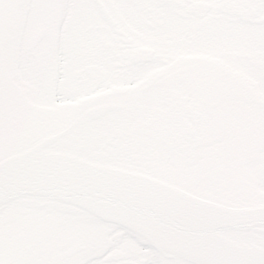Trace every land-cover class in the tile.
Segmentation results:
<instances>
[{
  "label": "water",
  "instance_id": "water-1",
  "mask_svg": "<svg viewBox=\"0 0 264 264\" xmlns=\"http://www.w3.org/2000/svg\"><path fill=\"white\" fill-rule=\"evenodd\" d=\"M218 70L181 58L41 108L0 61V264H65L114 229L160 264H264V193L219 191L264 146V109Z\"/></svg>",
  "mask_w": 264,
  "mask_h": 264
},
{
  "label": "flooded vegetation",
  "instance_id": "flooded-vegetation-1",
  "mask_svg": "<svg viewBox=\"0 0 264 264\" xmlns=\"http://www.w3.org/2000/svg\"><path fill=\"white\" fill-rule=\"evenodd\" d=\"M1 17L0 58L34 105L70 106L196 58L243 80L264 109V0H0ZM240 183L264 192V147L223 189ZM67 264L160 263L115 231Z\"/></svg>",
  "mask_w": 264,
  "mask_h": 264
},
{
  "label": "rangeland",
  "instance_id": "rangeland-1",
  "mask_svg": "<svg viewBox=\"0 0 264 264\" xmlns=\"http://www.w3.org/2000/svg\"><path fill=\"white\" fill-rule=\"evenodd\" d=\"M25 58H27L26 56H24V58H22V62H24L25 63V61H26V59Z\"/></svg>",
  "mask_w": 264,
  "mask_h": 264
},
{
  "label": "bare ground",
  "instance_id": "bare-ground-1",
  "mask_svg": "<svg viewBox=\"0 0 264 264\" xmlns=\"http://www.w3.org/2000/svg\"><path fill=\"white\" fill-rule=\"evenodd\" d=\"M18 57H20V58H21V55H20V53H18Z\"/></svg>",
  "mask_w": 264,
  "mask_h": 264
}]
</instances>
